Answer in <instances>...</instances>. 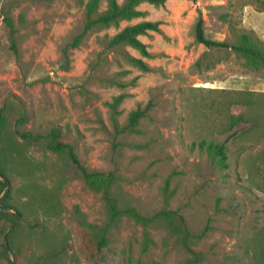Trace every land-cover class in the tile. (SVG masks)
I'll list each match as a JSON object with an SVG mask.
<instances>
[{"label":"rangeland","instance_id":"374dc122","mask_svg":"<svg viewBox=\"0 0 264 264\" xmlns=\"http://www.w3.org/2000/svg\"><path fill=\"white\" fill-rule=\"evenodd\" d=\"M86 3L0 0V108L11 104L7 125L23 110L28 121L20 130L45 135L58 128L88 172L114 176L120 210L173 211L194 238L185 241L164 220L143 228L123 214L100 245L90 226L107 221L102 190L66 154L18 141L23 161L0 157L12 185L7 200L0 186V264H264V118L258 137L229 128L230 117L245 111L230 105L237 91L259 93L264 112V67L195 38L201 18L207 39L233 42L247 34L264 42V0L143 3V17L92 29L70 46L83 30ZM141 21L160 22L159 32L139 36L150 56L107 47L124 26ZM138 107L146 109L139 132H120ZM233 132L228 168L213 166L198 143L222 142ZM30 184L56 197L57 216L42 208L17 216L14 205L28 201L19 188ZM188 247L201 254L197 262L189 261Z\"/></svg>","mask_w":264,"mask_h":264},{"label":"trees","instance_id":"16d2710c","mask_svg":"<svg viewBox=\"0 0 264 264\" xmlns=\"http://www.w3.org/2000/svg\"><path fill=\"white\" fill-rule=\"evenodd\" d=\"M105 1V9L100 10L101 0H87L85 4V23L83 30L74 38L70 46L76 47L81 42L84 34L92 29L108 28L111 26L117 27L123 21H131L143 17L144 11L138 8L143 3L154 6H162L165 3V0H123L122 3H119L117 0ZM159 26V21H141L126 25L109 39L107 47L115 48L129 46L137 50L142 56L148 57L150 53L147 50V46L140 41L139 36L146 35L149 31L159 32ZM195 38L198 43L203 44L205 47L228 50L237 57L246 60V62L251 65H260L264 67V42H259L258 39H254L250 35L239 34L233 42L207 39L203 30V21L199 18L195 26ZM131 62L142 71L148 70L147 64L142 59L131 57ZM259 96L260 94L255 92L237 91L235 93L230 105L243 106L245 107V111L237 116L230 117V129L233 127H240L242 128L240 135L249 136L251 132H256L255 137H258L257 132L263 127L261 122L264 118V112L261 113L260 111ZM120 100L121 96L117 97L112 106L116 105ZM261 104L263 111L264 103L261 102ZM225 107L228 109V105H224L223 108ZM10 108V103L0 108V157H2L3 160L4 156L9 157L11 162L17 159L23 161L24 156L22 152H20L21 149L20 144L17 143L18 141L36 147H42L56 154H66L81 172L88 184L94 189L102 190L103 192V199L107 208V221L100 227L90 226L92 235L98 239L100 245L105 244L106 232L123 214L142 225L143 228L150 226L157 219L164 220L168 222L170 227L179 228L180 232L183 233L185 241H190L194 238V235L187 229L184 218L173 211L161 210L152 216H143L132 207L120 210L117 206L116 198L111 193V187L115 182V178L111 173L105 175L99 172H88L85 167L80 164L74 153L73 147L61 140L60 130L58 128H52L48 134L45 135L20 130L28 121L26 113L23 110H21L14 119L13 126H8L7 112H9L8 110ZM145 112L146 109H141L140 107L133 110L128 116L127 124L120 132L124 131L128 134L138 133L137 127L140 120L145 116ZM243 126H248V128L245 129ZM116 131L118 130L116 129ZM236 134L237 132L231 133L228 138L222 142L202 140L198 143V149L206 154L213 166L226 169L228 168L229 159L227 142L233 139ZM259 136H262V133H260ZM248 166H250V164ZM8 170L9 168H7L0 159V177L6 180V183H0V186L7 188L4 195L6 198L4 197V200H7V198L9 199L12 192V185L7 175ZM262 174L264 176V170ZM19 189L27 197L28 201L20 205H14L18 217H23V214L26 212L25 208L31 211L42 208L43 214L49 217L57 216L60 212V203L56 197L49 194V192L32 184L23 186ZM260 190L264 192V189ZM188 251L192 254V258L189 260L192 263L197 262L201 258L200 253L193 252L189 247ZM261 256L262 252L260 253V257Z\"/></svg>","mask_w":264,"mask_h":264}]
</instances>
